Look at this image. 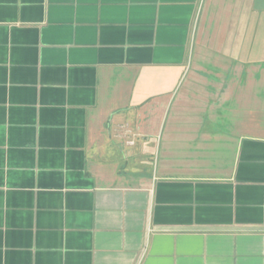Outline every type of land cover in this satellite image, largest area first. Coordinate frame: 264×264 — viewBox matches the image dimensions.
Instances as JSON below:
<instances>
[{
	"label": "crops",
	"instance_id": "0c3cea01",
	"mask_svg": "<svg viewBox=\"0 0 264 264\" xmlns=\"http://www.w3.org/2000/svg\"><path fill=\"white\" fill-rule=\"evenodd\" d=\"M0 264H264V0H0Z\"/></svg>",
	"mask_w": 264,
	"mask_h": 264
},
{
	"label": "built area",
	"instance_id": "2783aa9c",
	"mask_svg": "<svg viewBox=\"0 0 264 264\" xmlns=\"http://www.w3.org/2000/svg\"><path fill=\"white\" fill-rule=\"evenodd\" d=\"M128 142L132 143V140H130V141H128Z\"/></svg>",
	"mask_w": 264,
	"mask_h": 264
}]
</instances>
